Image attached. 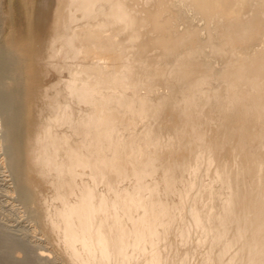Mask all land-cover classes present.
Returning a JSON list of instances; mask_svg holds the SVG:
<instances>
[{"label":"bare ground","instance_id":"6f19581e","mask_svg":"<svg viewBox=\"0 0 264 264\" xmlns=\"http://www.w3.org/2000/svg\"><path fill=\"white\" fill-rule=\"evenodd\" d=\"M53 1L1 42L0 101L10 167L68 262L189 264L200 245L198 264H264V0ZM33 63L68 77L37 89Z\"/></svg>","mask_w":264,"mask_h":264},{"label":"rangeland","instance_id":"374dc122","mask_svg":"<svg viewBox=\"0 0 264 264\" xmlns=\"http://www.w3.org/2000/svg\"><path fill=\"white\" fill-rule=\"evenodd\" d=\"M141 1L142 0H140V2ZM144 1L145 0H143L142 2L144 3ZM44 4L46 5L48 10L50 9L49 11H51L55 5L53 0H48L47 3L44 2L43 0H31V1L30 0H0V7H1L0 8V45L2 46V43L5 42L6 39L8 40L10 36L12 38L15 36L16 37H22L25 34H27L28 31L31 29L29 27L30 26L29 24H31L32 22L33 23L39 22V20H40L39 16L40 15L38 12V9H39L38 7H40L41 5L44 6ZM142 4L139 3V5H142ZM3 18H4V20H3ZM196 21L198 23H200L198 18L195 20V22ZM28 22H30V23L28 24ZM201 22H202V20H201ZM20 32L22 33V35ZM154 50L155 49H153V52H154V54H156V50L155 51ZM0 62H1V55H0ZM1 63H4V64H1ZM1 63L0 64L2 66H0V69H1L0 70L1 71L0 72V81L2 83H0L1 84L0 86L4 89L3 85L10 82L9 75H10L11 70L12 71L14 70V66H12V64L10 65L9 62H8L9 65L7 66V62L5 64V61H2ZM34 65L37 66V67L35 66L37 68V70H36V68L33 67ZM34 65L32 66V69L33 68L34 69L31 71L33 73L32 76H33V78L34 77L37 78V76L40 75L38 77V80H40V81L42 80V81L38 82V80L36 78H34V80L32 78V81L28 80V82L29 83L30 82L33 83L34 81H35L34 83L37 82L36 83L37 89L38 88L41 89V87L42 88L46 87V84H43V83H45V82L47 83L50 80L56 79L58 73H55V75H56L55 76L54 72L51 71L50 75H48V74L44 75V73H42L40 71V66L37 63ZM4 67H6V68L4 69ZM6 70H8V71H6ZM35 71H38V72L40 71L39 75H37L38 72H35ZM65 71L66 70L62 71L61 76L60 75H58V76H60L62 78H64V77L67 78L68 73H66ZM7 72H8V75H7ZM51 75H52V77H51ZM41 76H42V79H39V78H41ZM66 78H64V79H66ZM38 83L39 84L41 83L43 85H40V87H39ZM1 91L2 90H0V99H1L2 93H3ZM1 101H0V106H1L0 107V264H33L34 261H37L36 263H41V264H71L70 262H68V260L66 258L67 257V254L65 251L66 248H65L63 241L61 239H57L59 236L57 234H55L54 232H53L54 235H52V234L48 235V233L46 232L47 228L46 229L43 228L44 226H47V225L44 224L45 222L40 223L41 221H39V218L35 214L36 210H35V213L33 210V208L35 209V207H34L35 205L30 204L26 201L24 194H23V191L20 189V185L18 184L17 179L15 178V174L10 167L11 151H10V148L8 147V144H7V122L5 119L6 118L5 105H4V102L3 101L1 102ZM2 103H3V105H1ZM31 115H32V113H31ZM31 115H28L29 120L32 118ZM27 120H28V117H27ZM141 120H140L141 122H137L138 124L136 123V125H140V127H141L142 122H144V121L146 122L148 120V118L141 119ZM144 124H143L142 128H144ZM140 127L136 126L137 129H141ZM205 172H206V170H205ZM209 173H208V175H211V173L210 174ZM32 174H35V173H32ZM202 174L205 175V173H201V176H202ZM186 175L188 176V174H186ZM190 175H192V174H190ZM86 176H87V174L84 175V177L83 176H81V177L85 178ZM210 177L211 176H209V178ZM37 178H38V183H41L38 176H37ZM86 178H88V176ZM200 178H204V176H202ZM207 178L208 177H206V179L204 178V180H205L204 182L210 181ZM129 179H130V181H132L131 180L132 178H129ZM121 180H120V182H121ZM125 180L126 179H124V182H125ZM128 180H127V182H128ZM200 180H202V179H200ZM45 182L46 181L43 180V182L41 184V188H42L41 193L42 194L44 193L43 195L47 198L48 204L50 203L52 206L53 205L55 206V204L59 203L58 199L55 198L56 200L54 202H56V203L52 204L53 202L51 201L52 199H51V196H49V193H51L53 187H50L51 184H49L48 181H47V183H45ZM122 183L119 185L124 186V183L123 184ZM128 183L130 184L132 182H128ZM99 184H98V188L99 189L101 188V190H104L105 184L104 183H103L104 185L103 184L99 185ZM17 185H19V186H17ZM47 185L49 187H47ZM125 185H127V183ZM102 187L104 189H102ZM46 191L48 194L46 193ZM53 191L50 194V195H52V197L54 196ZM172 197L177 198L178 195L175 194V195H172ZM51 205L49 208H54ZM194 229H196V228H194V227L192 228V231H191L192 234H190V237H192L193 240H196V238L194 239V236L197 237V235L193 236V232H196V231H193ZM198 230L196 233H198L200 231V230L199 231ZM173 235L174 234H171V236H173ZM176 237L177 236L173 237L174 240ZM56 239L58 240V242L56 241ZM178 239H177V245L180 244V241ZM190 240H191V238H190ZM196 241H198V239ZM56 242L58 243L59 246L57 245ZM59 242H62L63 245H61L62 243H59ZM181 243L182 244H180V246L181 245L184 246L183 245L184 243L182 241H181ZM191 243L192 242H190L188 244L191 245L190 247L192 248L193 247L192 245H194V242L192 244ZM202 243L203 244L205 243L206 246L208 244L207 242H202ZM197 244H198V242H197ZM197 244H195L194 247ZM189 245H186V246H189ZM198 246L201 249V246L200 245H198ZM57 247H58V250H57ZM185 247H183V248H185ZM183 248H181V250ZM197 248H196V251H197ZM200 249L197 251L196 254L194 253L195 252L194 251L193 252L194 255H190V259H191V256H193V258L197 259V261H198V259L200 260L202 258L201 255L205 254V252L204 251L201 252L202 249L201 250ZM199 251L202 253L200 255V257L198 256L200 253ZM195 256L197 258H195ZM60 257H63V258H60ZM194 259H193V261L190 260L191 264H192V262L194 264L197 263V261ZM190 262L188 261L189 264H190ZM36 263L34 262V264H36ZM198 263H199V261H198ZM135 264H137V262Z\"/></svg>","mask_w":264,"mask_h":264}]
</instances>
